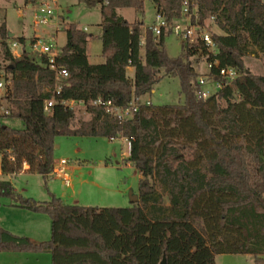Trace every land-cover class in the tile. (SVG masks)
Masks as SVG:
<instances>
[{"label":"trees","instance_id":"16d2710c","mask_svg":"<svg viewBox=\"0 0 264 264\" xmlns=\"http://www.w3.org/2000/svg\"><path fill=\"white\" fill-rule=\"evenodd\" d=\"M90 2L92 0H89ZM156 13L179 17L184 0H152ZM200 21L214 17L216 55L202 41L183 43L182 54L170 58L165 36L154 35L142 22L130 21L121 8L144 10V0H99L101 56L91 63L90 34L77 23H66V42L50 68L46 55L34 57L26 38L15 56L10 30L0 26V49L8 61L7 92L0 120L20 118L22 128L0 132L3 174L28 165L44 177L54 168L55 137L125 138L129 159L141 174L138 201L128 207L67 204L60 197L35 201L16 196L12 183L0 179V195L16 206L47 214L51 238L37 241L0 226V251L49 252V264H216L220 254L264 256V75L245 66L247 55L264 52V0H192ZM35 39L30 40L31 45ZM142 41L144 56H141ZM217 61L211 76L222 80L219 68L235 67L240 75L206 99L199 98L200 74L193 57ZM68 76L59 78L58 69ZM133 69V76L128 69ZM178 76L184 101L154 105L140 102L165 74ZM163 75V76H162ZM119 107L137 104L133 116L121 120L97 98ZM54 100L47 112L46 102ZM82 101L91 115L76 121L64 102ZM51 129L48 131V129ZM167 199V201H166Z\"/></svg>","mask_w":264,"mask_h":264},{"label":"rangeland","instance_id":"374dc122","mask_svg":"<svg viewBox=\"0 0 264 264\" xmlns=\"http://www.w3.org/2000/svg\"><path fill=\"white\" fill-rule=\"evenodd\" d=\"M41 0H0V26L4 23L14 33L8 40L11 51L15 56L22 53L21 47H13L12 43L23 32L29 40L35 39L34 34L48 38L56 32L55 42L61 48L66 41L63 30L66 23H77L80 28L87 27L90 34L89 53L92 61L95 53L101 54V3L99 0H56L53 4L55 13L49 23L36 27L34 24L35 6ZM49 3L52 2L48 0ZM121 15L130 21L142 22L143 27H149L155 19V5L152 0H144V10L135 8H121ZM214 32L221 33L216 24L209 21ZM35 28V29H34ZM34 30H37L34 31ZM16 33V34H15ZM183 41L177 35L169 33L165 36V50L170 58H178L182 54ZM30 54L39 57V53L28 48ZM141 56H144V42L142 41ZM100 61V60H99ZM190 62L195 66L200 76H208L209 68L206 58L193 57ZM246 68L255 74L264 75V52L247 55L244 58ZM8 61L0 49V77L10 78L6 71ZM165 74V70H159ZM128 75L133 76V69H128ZM163 76V75H162ZM205 87V88H204ZM215 92L212 78L206 79L202 89ZM7 88L0 89V102L6 107ZM184 101L181 93V82L178 76L164 75L154 85L152 92L140 97V102H151L154 105L177 104ZM76 121L86 120L91 115L84 105L74 107ZM4 126L22 128L25 121L20 118H6L0 120V132ZM51 129L49 128L48 131ZM1 139V135H0ZM55 163L61 159L68 160V171L71 176V186L50 174L42 176L36 171L27 170L25 166L16 174H3L0 165V179L12 183L15 194L22 198L35 201H50L53 196L60 197L67 204L94 207H128L132 203L131 196L139 194L141 174L130 161L128 156V142L125 138L110 139L104 136H66L55 137ZM1 163V150H0ZM167 201V199H166ZM15 198L0 195V226L20 236H26L37 241L51 238V219L42 212L32 211L15 205ZM49 252L8 251L0 252V264H49ZM216 264H256L252 254H220L216 257ZM260 264H264V256Z\"/></svg>","mask_w":264,"mask_h":264},{"label":"built area","instance_id":"2783aa9c","mask_svg":"<svg viewBox=\"0 0 264 264\" xmlns=\"http://www.w3.org/2000/svg\"><path fill=\"white\" fill-rule=\"evenodd\" d=\"M51 2L52 5L48 0H41L38 2L37 6H35L33 22L36 27L49 23L50 19L53 17L55 13L53 4H56L57 1L51 0ZM209 21L215 24V19L212 16L205 19L202 23L200 21L198 6L196 2L192 0H184L181 6L179 17L168 20L163 14L156 13L155 19L149 26V28L156 36H160L164 31L173 33L181 38L183 43H195L197 41H202L205 43L209 53L215 56L217 52V45L214 41V31L211 28V24ZM19 45L20 44L17 40L13 41L12 43L13 47H19ZM31 48L39 54L46 55L50 68H55V60L56 57L60 54V48L55 42L54 35L51 34L49 39L44 37L43 35H37L35 37V41L31 44ZM207 66L209 68L208 76H199L198 78V83L201 86L206 85L207 78H212L214 86H216L218 90L223 85L233 84L235 79L240 75L239 70L235 67H223L218 69L219 76L222 80H216L213 76H211L210 70L213 66L217 67V61L207 62ZM57 75L60 79L65 78L68 76V71L64 68L58 69ZM8 83L5 79L0 77V89L6 88ZM204 88L201 90V92H199L200 99H206L217 91L216 90L215 92H210L209 90H205ZM53 103V99L46 102L45 110L47 112L49 111V108L53 105ZM64 103L71 108H74L77 105H83L82 101L76 102L74 100L65 101ZM91 104L102 105L106 107V110L108 112L112 113L121 120L131 118L138 108L137 104L135 103L128 107L122 108L115 105L112 100H105L102 97L93 100ZM0 112L8 113L7 109L3 105H0ZM68 163V160H59L54 164V168L51 174L60 178L66 186H71L72 180L68 171ZM1 164L2 163H0V165ZM25 166L28 165L24 162L23 167Z\"/></svg>","mask_w":264,"mask_h":264},{"label":"crops","instance_id":"0c3cea01","mask_svg":"<svg viewBox=\"0 0 264 264\" xmlns=\"http://www.w3.org/2000/svg\"><path fill=\"white\" fill-rule=\"evenodd\" d=\"M127 19V18H126ZM35 29V28H34ZM85 31H87L88 29H87V27H84L83 28ZM34 31H36L37 32V30H34ZM16 34V33H15ZM52 35H54V36H56V32H54V33H51ZM37 35H41V34H38V32L37 33H35L34 34V37H36ZM20 36H24L27 40H26V48H31V45H29V43H30V40L28 39V36L29 35H27V34H25L24 32L20 35ZM91 39V38H90ZM90 41L91 40H89V42H88V44H87V49H86V51H87V54H88V59H89V61L91 62V63H99V62H102L103 61V57L101 56V54H98V53H95L94 55L96 56L95 57V60H97V61H92L91 60V55H90V53H89V45H90ZM66 42V41H65ZM20 44V43H19ZM65 44V43H64ZM19 47H21V48H23L21 45H19ZM21 50H23V49H21ZM100 60V61H99ZM91 118V117H90ZM90 118H88V119H90ZM88 119H86V120H88ZM128 142V145H129V147H128V151H129V153H128V156H130V143H129V141H127ZM1 161H2V153H1ZM24 170V169H23ZM0 252H8V251H0Z\"/></svg>","mask_w":264,"mask_h":264},{"label":"water","instance_id":"95a60500","mask_svg":"<svg viewBox=\"0 0 264 264\" xmlns=\"http://www.w3.org/2000/svg\"><path fill=\"white\" fill-rule=\"evenodd\" d=\"M14 36V33L10 32L9 37L12 38ZM131 203H136L138 201V195L131 196L130 199ZM161 264H166L165 259L162 260Z\"/></svg>","mask_w":264,"mask_h":264}]
</instances>
